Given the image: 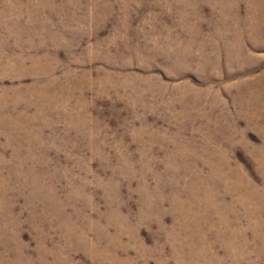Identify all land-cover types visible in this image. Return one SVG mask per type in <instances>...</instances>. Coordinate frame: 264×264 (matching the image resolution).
Masks as SVG:
<instances>
[{
	"label": "rangeland",
	"instance_id": "rangeland-1",
	"mask_svg": "<svg viewBox=\"0 0 264 264\" xmlns=\"http://www.w3.org/2000/svg\"><path fill=\"white\" fill-rule=\"evenodd\" d=\"M263 1L0 0V264H264Z\"/></svg>",
	"mask_w": 264,
	"mask_h": 264
},
{
	"label": "bare ground",
	"instance_id": "bare-ground-1",
	"mask_svg": "<svg viewBox=\"0 0 264 264\" xmlns=\"http://www.w3.org/2000/svg\"><path fill=\"white\" fill-rule=\"evenodd\" d=\"M260 1V0H259ZM264 2V1H263ZM257 3H258V1H257ZM262 5V4H261ZM257 6V5H256ZM260 6V5H259ZM263 6H264V4H263ZM264 16V15H263ZM263 20H264V18H263ZM260 23H262V22H260ZM263 23H264V21H263Z\"/></svg>",
	"mask_w": 264,
	"mask_h": 264
}]
</instances>
